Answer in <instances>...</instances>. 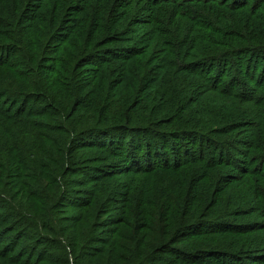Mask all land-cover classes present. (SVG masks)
<instances>
[{
	"label": "trees",
	"instance_id": "obj_1",
	"mask_svg": "<svg viewBox=\"0 0 264 264\" xmlns=\"http://www.w3.org/2000/svg\"><path fill=\"white\" fill-rule=\"evenodd\" d=\"M0 264H264V0H0Z\"/></svg>",
	"mask_w": 264,
	"mask_h": 264
},
{
	"label": "rangeland",
	"instance_id": "obj_2",
	"mask_svg": "<svg viewBox=\"0 0 264 264\" xmlns=\"http://www.w3.org/2000/svg\"><path fill=\"white\" fill-rule=\"evenodd\" d=\"M75 212L74 211H70V212H64L63 214H65L64 216L66 217H70L74 214Z\"/></svg>",
	"mask_w": 264,
	"mask_h": 264
}]
</instances>
